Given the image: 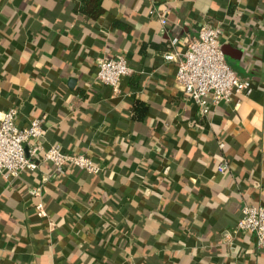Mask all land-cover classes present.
Instances as JSON below:
<instances>
[{"label":"crops","instance_id":"crops-1","mask_svg":"<svg viewBox=\"0 0 264 264\" xmlns=\"http://www.w3.org/2000/svg\"><path fill=\"white\" fill-rule=\"evenodd\" d=\"M100 2L93 19L83 0H0V114L45 117L44 147L103 167L0 173V264H264L234 231L244 205L264 206V0ZM202 24L219 26L227 64L252 84L206 116L162 57ZM117 55L133 72L115 91L95 76Z\"/></svg>","mask_w":264,"mask_h":264},{"label":"built area","instance_id":"built-area-1","mask_svg":"<svg viewBox=\"0 0 264 264\" xmlns=\"http://www.w3.org/2000/svg\"><path fill=\"white\" fill-rule=\"evenodd\" d=\"M166 11L151 8L148 13L158 17L164 25ZM219 37L218 25L202 24L195 36L186 38L182 52L176 49L178 37H173L169 40L168 50L162 54L164 61L176 66L175 82L183 97L193 101L205 116L211 107L220 102H230L233 95H249L252 91L251 81L239 77L227 64ZM96 65V79L115 91L121 78L133 72L122 55L98 58ZM16 114L15 107L0 114V173L4 177L16 178L22 172H36L40 162L50 163L51 176L61 175L69 167L92 174L102 171L103 167L84 153L64 152L58 144L44 147L41 139L45 133V117L33 118L27 126L19 127ZM227 167V163L222 161L217 170L222 172ZM38 207L42 213V206ZM234 231L253 235L257 247L264 254V206L244 205ZM229 236L230 232L226 231L224 237Z\"/></svg>","mask_w":264,"mask_h":264},{"label":"trees","instance_id":"trees-1","mask_svg":"<svg viewBox=\"0 0 264 264\" xmlns=\"http://www.w3.org/2000/svg\"><path fill=\"white\" fill-rule=\"evenodd\" d=\"M81 10L83 13H85L88 16H91L93 19H96L103 11L100 0H83ZM115 25L117 26V23H115ZM123 27L126 30L130 29V26H123ZM134 111H135L134 116L142 119L145 113V108L141 103H138L137 105L134 106Z\"/></svg>","mask_w":264,"mask_h":264},{"label":"water","instance_id":"water-1","mask_svg":"<svg viewBox=\"0 0 264 264\" xmlns=\"http://www.w3.org/2000/svg\"><path fill=\"white\" fill-rule=\"evenodd\" d=\"M223 53H227V52L225 51V49H223Z\"/></svg>","mask_w":264,"mask_h":264}]
</instances>
